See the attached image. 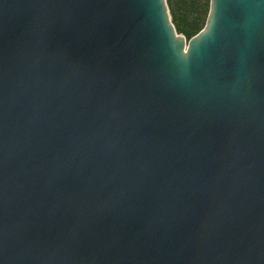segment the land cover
Here are the masks:
<instances>
[{
	"label": "water",
	"instance_id": "95a60500",
	"mask_svg": "<svg viewBox=\"0 0 264 264\" xmlns=\"http://www.w3.org/2000/svg\"><path fill=\"white\" fill-rule=\"evenodd\" d=\"M0 264H264V0H0Z\"/></svg>",
	"mask_w": 264,
	"mask_h": 264
},
{
	"label": "trees",
	"instance_id": "16d2710c",
	"mask_svg": "<svg viewBox=\"0 0 264 264\" xmlns=\"http://www.w3.org/2000/svg\"><path fill=\"white\" fill-rule=\"evenodd\" d=\"M175 31L188 39L203 26L208 0H165Z\"/></svg>",
	"mask_w": 264,
	"mask_h": 264
}]
</instances>
